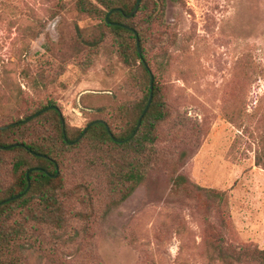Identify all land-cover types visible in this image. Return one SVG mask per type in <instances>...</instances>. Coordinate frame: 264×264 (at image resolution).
<instances>
[{"label": "rangeland", "instance_id": "374dc122", "mask_svg": "<svg viewBox=\"0 0 264 264\" xmlns=\"http://www.w3.org/2000/svg\"><path fill=\"white\" fill-rule=\"evenodd\" d=\"M99 23L76 0H0V70L26 89L21 70L43 66L46 85L37 97L59 103L71 127L103 118L118 132L117 107L141 96L135 71L110 37L89 68L75 61L82 57L75 48L99 33ZM164 24L172 60L161 82L171 116L158 132L169 161L103 218L101 208L80 245L49 261L35 253L29 264H238L244 248L264 250V166L256 160L264 132V0H169ZM27 27L39 35L21 55L16 36ZM156 44L147 45L150 59L160 52ZM61 47L73 56L68 63ZM181 153L187 156L179 160ZM1 158L5 179L13 155ZM82 165H68L69 184ZM177 174L189 181L179 198ZM213 191L224 192L223 200Z\"/></svg>", "mask_w": 264, "mask_h": 264}, {"label": "trees", "instance_id": "16d2710c", "mask_svg": "<svg viewBox=\"0 0 264 264\" xmlns=\"http://www.w3.org/2000/svg\"><path fill=\"white\" fill-rule=\"evenodd\" d=\"M168 1L141 0L137 12L132 15L137 0H76L79 12L101 20V23L98 24L99 33L87 40V45L82 41L75 48L76 55L83 59L74 60L89 68L93 57L100 53L106 38L110 37L117 55L137 75L135 78L141 96L132 103L125 102L117 107L118 122L122 123L117 124V128L121 126L119 131L116 132L113 124L104 119L111 133L124 142L114 141L105 124H94L84 132L94 120L84 128L71 127L65 120L64 129L61 105L47 95L37 97L46 85L43 66L33 69L28 64L21 70L26 89L20 80L9 75L8 68L0 70V102L7 101L0 116V126L39 113L25 123L0 130V144L12 145L9 149H0V165L2 154L13 155L9 175L5 179L0 175V203L22 194L28 180L31 181L30 189L22 197L0 204V264H29L35 253L43 261H49L61 248L80 245L89 237L101 208L104 209L103 218L146 182L152 170L169 161L166 149L160 146L158 132L171 116L161 82L172 60L171 52L163 41ZM115 9L107 20L109 12ZM124 25L138 32L141 55L135 33ZM38 35L33 27H27L23 35L18 32L16 38L23 42L21 55L30 49L29 40ZM152 39H155L160 52L150 59L147 45L152 43ZM54 49L47 48L49 56L53 57ZM60 49L63 50L61 58L68 63L73 56L68 50ZM151 74L154 76V95L144 113L150 98ZM49 106L56 108L42 112ZM140 119L136 134L126 140ZM257 152V163L264 166V132L258 137ZM186 156L181 153L179 160ZM80 164H83L82 169L75 184L71 185L64 171L68 165L73 169ZM188 184L185 175H175L174 197L179 198ZM213 192L216 198L223 200L224 192ZM109 196L113 198L107 201ZM217 249L219 258L225 261L222 249ZM241 255L248 257V263L264 264L262 249L244 248L238 252V264L244 261Z\"/></svg>", "mask_w": 264, "mask_h": 264}, {"label": "water", "instance_id": "95a60500", "mask_svg": "<svg viewBox=\"0 0 264 264\" xmlns=\"http://www.w3.org/2000/svg\"><path fill=\"white\" fill-rule=\"evenodd\" d=\"M140 3H141V0H137V4H136V6H135V9H134L132 15L135 14V13L137 12ZM116 10H117V9L112 10L111 12H109V14H108V16H107V20L109 19V16L111 15V13H113V12L116 11ZM124 27L127 28V29H129V30H131V31H133V32L135 33V35H136V37H137V47H138L139 53H140V55H141V54H142V50H141V46H140V39H139V34H138V32H137L134 28H132L131 26L124 25ZM153 95H154V76L151 74V82H150V98H149V102H148V104H147V106H146V108H145V110H144V113L148 110V108H149V106H150V104H151V102H152ZM52 108H56V107H54V106H49V107L43 109L42 112H45V111H47V110H49V109H52ZM38 114H39V113L34 114V115H31L30 117H28V118H26V119H24V120H22V121H19V122H14V123H10V124L2 125V126H0V130H5V129H8V128L12 127V126H15V125H18V124L25 123V122H27V121H29V120L35 118ZM60 117H61V120H62L63 128L65 129V118H64L63 113H60ZM97 123L105 124V125L107 126V129L109 130V133H110V135H111V137L113 138L114 141H117V142H124V141H125L124 139L120 140V139L116 138V137L111 133V131H110V127H109V125L106 123V121H105L104 119H96V120H94L93 122H91V123H90V124L84 129V132L87 131V129H88L90 126H92V125H94V124H97ZM140 124H141V119L139 120V122H138V124H137V127H136V129H135V131H134V132L132 133V135H131L129 138H127L126 140H130V139L136 134V132H137V130H138ZM64 133H65V130H64ZM76 141H77V140H76ZM76 141L71 142V144H74ZM11 147H12V145H10V146H3V145L0 144V149H9V148H11ZM29 173H30V172H28L27 175H29ZM57 175H58V174H56V175H54V176H57ZM30 186H31V181L28 180L27 188L25 189V191H24L22 194H18V195L14 196V197H11V198H9V199H7V200L1 202L0 204H3V203L6 202V201L15 200V199H18V198L22 197V196H23V195H24V194L30 189Z\"/></svg>", "mask_w": 264, "mask_h": 264}]
</instances>
